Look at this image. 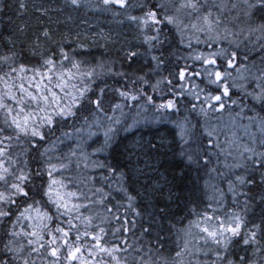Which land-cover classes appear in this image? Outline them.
Segmentation results:
<instances>
[{
  "label": "snow or ice",
  "instance_id": "6c2138e0",
  "mask_svg": "<svg viewBox=\"0 0 264 264\" xmlns=\"http://www.w3.org/2000/svg\"><path fill=\"white\" fill-rule=\"evenodd\" d=\"M32 7L0 34V264H264V0ZM83 8L127 31L50 26Z\"/></svg>",
  "mask_w": 264,
  "mask_h": 264
},
{
  "label": "trees",
  "instance_id": "16d2710c",
  "mask_svg": "<svg viewBox=\"0 0 264 264\" xmlns=\"http://www.w3.org/2000/svg\"><path fill=\"white\" fill-rule=\"evenodd\" d=\"M25 2L29 4V8L27 14L24 17H19L14 10H9L7 15H0V34H3L4 36H8L17 27L23 26L26 20L30 24H35L36 20L35 17L33 16L34 8L32 7V5L46 3L47 6L56 8L57 5L63 6L64 0H25ZM9 3L12 5L13 9H15L17 5V0H9ZM69 12L70 10L66 9L63 13L59 14V19L61 21H66L65 25H58L56 23L57 15L52 14V21L49 22L50 26L53 29H57L59 27L61 31H67L68 28H71L73 32L76 31L83 32L86 29L90 28L91 32H104V33L111 32L113 36H116L117 33H122L127 31V29L121 28L115 21L107 17L106 14L95 11L94 9L83 8L79 12L71 11L70 12L72 17L71 20L67 19L69 16ZM9 17H11V21L9 20ZM97 39L99 40V37H97ZM99 43L100 45H102L104 42L100 40ZM103 52H104L103 47L93 45L91 41H89L87 52L85 53L83 58L89 60H91L93 57L99 58ZM126 109L127 108H125V110ZM149 128L150 127H148V130ZM157 128L162 129L164 128V126L161 127V125H159L157 126ZM157 128H155L152 131L151 130L149 131L151 135L154 134V131H156ZM99 158L103 159L104 156L101 155ZM200 183L202 185L203 181H201ZM221 186L226 188V184H222ZM209 193L212 194V190ZM208 194L200 196L201 208L205 207L206 203L209 202L210 197L208 196ZM198 195L200 194L198 193ZM181 215H187V211L184 210L183 212H181Z\"/></svg>",
  "mask_w": 264,
  "mask_h": 264
},
{
  "label": "rangeland",
  "instance_id": "374dc122",
  "mask_svg": "<svg viewBox=\"0 0 264 264\" xmlns=\"http://www.w3.org/2000/svg\"><path fill=\"white\" fill-rule=\"evenodd\" d=\"M130 110L129 109H126V113H128ZM135 113L131 111V117L134 115ZM131 117L128 118V122L131 123L132 120H131ZM149 119H150V115H149ZM156 124H152V123H146L142 120V122L136 126L135 128L131 129L129 132H123L121 131L120 132V136H124L126 133H130V137L127 139V141L125 143H132L134 141H138V140H143V141H147V140H150V138H152V136H155L157 135V132H154L153 135H151L149 133L150 130H153L154 126ZM145 126H148V127H151L149 128V130L147 132H145L146 130V127ZM167 127H171V125H168ZM71 129H69L70 131ZM142 130L144 132H142ZM164 132V131H163ZM162 133V131H161ZM128 137V136H127ZM91 151V149H90ZM96 175H99V172L95 173Z\"/></svg>",
  "mask_w": 264,
  "mask_h": 264
},
{
  "label": "bare ground",
  "instance_id": "6f19581e",
  "mask_svg": "<svg viewBox=\"0 0 264 264\" xmlns=\"http://www.w3.org/2000/svg\"><path fill=\"white\" fill-rule=\"evenodd\" d=\"M128 135H124V136H122V137H127ZM129 137H127V139H128ZM154 138V136H152V138H150V139H153Z\"/></svg>",
  "mask_w": 264,
  "mask_h": 264
},
{
  "label": "flooded vegetation",
  "instance_id": "af4514ba",
  "mask_svg": "<svg viewBox=\"0 0 264 264\" xmlns=\"http://www.w3.org/2000/svg\"><path fill=\"white\" fill-rule=\"evenodd\" d=\"M184 223L186 222V220L185 221H183Z\"/></svg>",
  "mask_w": 264,
  "mask_h": 264
}]
</instances>
